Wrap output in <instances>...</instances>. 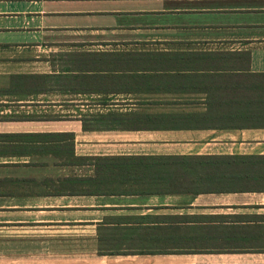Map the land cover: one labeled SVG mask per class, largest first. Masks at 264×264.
Returning <instances> with one entry per match:
<instances>
[{
    "label": "crops",
    "instance_id": "crops-1",
    "mask_svg": "<svg viewBox=\"0 0 264 264\" xmlns=\"http://www.w3.org/2000/svg\"><path fill=\"white\" fill-rule=\"evenodd\" d=\"M5 19L0 79L34 78L0 98V264H264V0H0ZM225 156L250 188L123 193L144 184L110 167ZM163 233L202 251L134 253Z\"/></svg>",
    "mask_w": 264,
    "mask_h": 264
},
{
    "label": "trees",
    "instance_id": "trees-1",
    "mask_svg": "<svg viewBox=\"0 0 264 264\" xmlns=\"http://www.w3.org/2000/svg\"><path fill=\"white\" fill-rule=\"evenodd\" d=\"M24 74L12 76L14 86L1 88L2 94L23 93ZM250 160L242 157H166V158H121L111 160L110 167L122 168V180L140 182L142 188L119 190L123 193H209L235 192L250 188L248 168ZM147 184V185H146ZM157 228L176 235L188 219L184 214L160 216ZM163 222L164 225L158 223ZM177 232V233H176ZM167 236V235H166ZM164 236L148 239L150 247L143 246L134 253H187L200 252V240H185ZM148 245V244H147Z\"/></svg>",
    "mask_w": 264,
    "mask_h": 264
},
{
    "label": "rangeland",
    "instance_id": "rangeland-1",
    "mask_svg": "<svg viewBox=\"0 0 264 264\" xmlns=\"http://www.w3.org/2000/svg\"><path fill=\"white\" fill-rule=\"evenodd\" d=\"M7 24V20H2L0 21V25L2 27H5ZM3 33H0V41H3V38L4 36L2 35ZM22 39V36L20 35V33H16L14 35H10V36H6L4 38V41L5 42H15V41H20ZM14 64H9V62H6V63H0V71L1 72H7V71H10L12 69H14ZM15 69H18L17 67H15ZM19 69H24L23 67H20ZM0 82H1V85L2 87L0 88H6L7 86H5L4 84L6 83V80L4 78H1L0 79ZM25 85V84H24ZM18 97H20V94L18 95H12V94H7L6 96L4 94H1L0 93V98L1 99H4L6 100L7 102H10V101H17ZM147 246L148 248H151L149 245H145Z\"/></svg>",
    "mask_w": 264,
    "mask_h": 264
}]
</instances>
